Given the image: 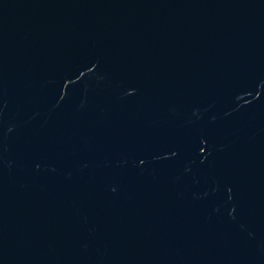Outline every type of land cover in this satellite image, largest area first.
<instances>
[{
  "label": "water",
  "instance_id": "obj_1",
  "mask_svg": "<svg viewBox=\"0 0 264 264\" xmlns=\"http://www.w3.org/2000/svg\"><path fill=\"white\" fill-rule=\"evenodd\" d=\"M209 264H264V66L233 161Z\"/></svg>",
  "mask_w": 264,
  "mask_h": 264
}]
</instances>
